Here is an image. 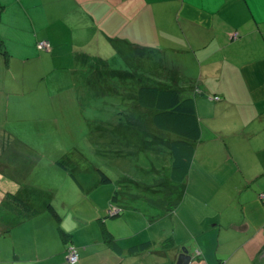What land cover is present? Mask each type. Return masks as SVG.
Wrapping results in <instances>:
<instances>
[{
    "label": "rangeland",
    "instance_id": "374dc122",
    "mask_svg": "<svg viewBox=\"0 0 264 264\" xmlns=\"http://www.w3.org/2000/svg\"><path fill=\"white\" fill-rule=\"evenodd\" d=\"M101 1H108L112 5L116 3L115 0H96V5L89 7L88 4L77 0H68L72 11L62 16L63 0H0V148L10 152L3 156V159L5 163L7 160V166L12 165L11 173H16L19 178L23 175L24 167L30 164L36 165L31 171L51 170L54 167L59 171L51 172L50 177L43 179L44 182L34 183L40 189L32 190L33 184L28 183L29 190L25 195L36 202L35 207L38 208L41 204L42 210L40 209L38 216H28L24 225H17L12 235L18 234L24 242L31 240L34 230L40 228V221L45 223V226L47 224L45 230L56 231L58 222L49 209L47 211L43 207L44 203H39L41 194L45 198L49 197L48 200L51 199V204L62 218L63 228L68 231L72 229L79 234L83 230L79 227L80 220L86 224L92 223L89 221L91 216L99 213L98 218L102 216L103 219H100L108 220L106 224L111 226L110 219L117 217L108 218L105 215L107 212L116 211V206L108 200L103 207L102 198L97 196L99 188L93 186L99 178L96 173L98 168L99 172L111 177V182L100 184V187L112 186L107 187L110 197L117 188L121 192L118 196L119 203L122 202L120 205L129 204L141 208L130 221L124 220L123 224L114 227L120 241L126 240L125 236L132 237L133 233L139 242L148 237L163 241L168 237L172 243L180 239L189 242L194 238L193 234L199 232V224L206 226L207 219L211 221L212 214L217 213V210L210 199L197 198L198 194L193 191L186 193L179 188V195L184 197L180 199L181 204L174 210L173 216L161 217L153 223L148 222L147 214L155 215L157 211L150 208L144 200V197L152 196L150 192L137 193L139 188H136V183L143 187L141 182H147L153 191L157 185L155 181H158L159 177L168 181V150L153 137L132 132L130 127H127L129 131H126L115 117L117 118L119 111H123L130 103L131 98L127 94L136 89L139 78L148 77L169 85L173 84L169 78L172 77L169 70L186 74L201 69L189 65L191 60H187L181 53L163 50L172 43L158 44L155 38H150L143 40L144 44L137 45L146 47L145 50H162L164 55L156 62L160 64L162 60L175 67L167 68L165 72L162 68H154L152 75H148L145 72L149 66L146 56L139 60L132 53L135 56L129 61L132 71L125 70L129 64L119 57L113 42L105 40L108 35L114 38V41H118L117 38L122 39L115 32L117 21L104 26L98 21L99 16L104 14L98 6ZM40 4L46 18L38 11ZM126 5L127 2L122 7ZM131 6L135 7L133 2ZM117 17L120 28H123L120 34L124 35L131 27L130 21L127 26L122 25V18L125 17L123 10ZM110 18L114 20L115 16L112 14ZM70 19L79 20V24L70 27L67 24ZM63 23L67 29H61ZM59 25L60 29L56 27ZM69 28L72 30H68ZM46 39L52 45L53 54L51 50H47V42L41 48L46 50L37 48V43ZM137 42H140L139 38ZM175 45L177 46V43ZM41 52L44 55L40 56ZM54 54H60L63 59H57ZM62 67H65L64 70L68 71L69 76L58 74ZM174 84L178 88H186L189 81H184V77L179 76V80ZM201 111L203 115L204 109L201 108ZM64 116L71 118L74 125H70L69 121L65 123ZM98 120L106 122L107 125L93 131L95 133L90 139L95 144L79 140L77 127H90ZM63 131L74 134L63 137ZM77 144H80L79 147H75ZM54 152H57V155L64 154L63 158L59 159V165L55 163L58 156L53 160L48 157ZM27 154L31 156L25 157ZM31 160H36L39 164L30 163ZM31 171L27 170L30 177ZM194 175L197 177L195 172ZM209 175L208 169L200 173V177ZM242 175L247 179L250 177V172L244 166L234 174L228 189H224L219 182V175H212L210 181L219 187L213 190L229 192L232 201L235 196L232 193V184L237 183L235 180L242 179ZM89 192L95 193V196L90 198ZM159 192L162 193L161 187L156 191ZM173 197H178L177 191L173 192ZM202 200L210 202L211 208L206 207ZM218 202L220 203L219 199ZM230 208V216H233L232 206ZM19 219L21 222L25 217ZM119 221L117 219V222ZM210 223L216 224L214 221ZM52 239L55 241V247L62 245L59 237ZM235 257L236 260H231L230 264H243L242 252L236 253ZM67 264L75 263L68 261Z\"/></svg>",
    "mask_w": 264,
    "mask_h": 264
},
{
    "label": "crops",
    "instance_id": "0c3cea01",
    "mask_svg": "<svg viewBox=\"0 0 264 264\" xmlns=\"http://www.w3.org/2000/svg\"><path fill=\"white\" fill-rule=\"evenodd\" d=\"M77 1L88 4L89 7L96 5V0ZM115 1V5L108 1L98 4L104 12L98 21L102 22V26L117 21L115 32L122 39L117 38L118 41H114L108 35L105 40L113 42L122 60L131 61L135 57L132 54L134 45L144 44L143 40L155 38L158 44L172 43L163 50L181 53L187 60H191L189 65L201 69L186 74L168 69L175 82L179 80V76L189 81L186 88L180 89L192 94L193 99L190 101L194 104L201 127L200 140L190 160V171L178 184L176 191L179 199L184 197L179 195V188L186 193L193 191L198 194L197 198L210 199L217 210L211 217V221L216 224L211 225L210 219H207L206 226L199 224V232L193 234L191 241L187 238L189 242L180 239L172 243L168 237L164 241L148 237L143 240L149 241L148 246L142 251L132 253L129 248L140 243L138 237L132 233V237L124 235L126 240L120 241L114 227L123 224L124 220L130 221L141 209L138 208L124 213L121 217L110 219L111 226H107L108 220L100 219L102 216L98 218L100 213L91 216L89 221L92 223L86 224L80 220L79 227L83 230L79 234L72 229H64L62 221L61 227L68 234L65 237L66 242L62 240L57 229L45 230L47 224L45 226L40 221V228L34 230L31 240L24 242L18 234L12 235L13 230L17 225H24L28 216H38L42 210L41 204L38 208L35 207L36 202L25 195L29 190L28 183L33 184L32 190L40 189L34 183L44 182L43 179L50 177L51 172L59 171L57 167L31 171L36 165L30 164L24 167L23 175L19 178L16 173H11L12 165L7 166V160L5 163L3 159L10 152L0 148V264H67L65 249L68 244L77 249L79 258L75 264H175L182 247L191 256L188 264H230L231 260H236L235 255L238 252H242L243 264H264V0ZM124 1L127 5L122 7L126 3ZM132 2L134 8L131 6ZM63 3L62 16L72 11L68 0H63ZM38 9L42 17L46 18L41 4ZM121 10L125 12L122 25L127 26L128 21L131 25L124 35L120 34L123 28H120L117 17ZM112 14L115 16L114 20L110 18ZM73 20H67L70 27L79 24V20ZM60 26L56 27L60 29ZM63 27L67 29L65 24L61 29ZM137 38L140 42H137ZM50 50L53 54L52 45ZM161 51L146 49L149 66L145 72L148 75H152L154 68H162L165 72L167 68L175 67L162 60L160 64L156 62L164 55ZM53 56L63 59L60 54ZM64 68L58 74L69 76ZM215 95L219 96V100L211 99ZM201 108L204 109L203 115ZM66 117L64 116L65 123L69 121L70 125H74L72 119ZM61 134L69 137L74 132L63 131ZM30 156L31 154H27L25 157ZM57 156V152H54L48 157L53 160ZM63 156L61 153L57 159L61 160ZM29 162L38 163L36 160ZM243 166L250 172V177L247 179L242 175V179H234L237 183L232 184V193L235 194L232 201L229 192L213 190L219 187L210 181L212 175H219V182L224 189H228L230 180ZM205 169L210 171V175L200 177ZM27 170L31 171V177ZM94 184L93 187L99 188L97 196L102 198L105 207L106 201L111 202L108 188L112 186L100 187L102 183L99 178ZM11 191L20 194L39 212L31 215L13 205L6 197L7 193H13ZM94 196L95 193L89 192L90 198ZM48 199L49 197L40 195L39 203L43 202L47 211L51 203V199ZM210 202L202 200L208 208H211ZM230 206L233 216H230ZM159 210L157 217L147 214L148 222L153 223L161 217L173 216L176 211ZM23 217L25 219L20 222L19 218ZM117 219L120 221L117 222ZM106 236H110L121 247L120 252L111 243H106ZM55 237H59L62 245L55 247L52 239Z\"/></svg>",
    "mask_w": 264,
    "mask_h": 264
},
{
    "label": "trees",
    "instance_id": "16d2710c",
    "mask_svg": "<svg viewBox=\"0 0 264 264\" xmlns=\"http://www.w3.org/2000/svg\"><path fill=\"white\" fill-rule=\"evenodd\" d=\"M46 41L49 45L47 50H50V41L48 39H46ZM39 50L46 49L43 48ZM132 53L138 58L146 56L145 48H141L138 45H134L132 47ZM41 54L44 55L42 52ZM126 63L129 64V61ZM124 69L132 71L130 64L129 67ZM170 81H173V84L167 85L152 78H139L136 83V89L134 88V90H132L133 93L131 92L127 94V96L131 98V104L129 103L123 111L120 110L118 117H115V120L119 121L122 128L126 131H129L127 127H130L132 132H138L150 138H156L154 140L161 142V144L165 145L168 150L167 154L169 155L170 160L168 181L159 177V180L155 183L157 184L155 189H152L153 191H151L150 187H148L147 182H141L144 184L143 187L140 183H136V188H139L137 193L139 191H149L152 195L151 197H144V200L147 201L149 207L157 211L155 214L156 216L151 215L152 217H157V214L160 211L159 209L167 212L169 210L174 211L180 206L179 204H181V200L178 197L174 198L173 192L177 190L178 184H180L187 177L190 171V160L201 136L199 118L196 114L194 104L190 101L193 99L192 94H190L189 91H181V89L174 84L176 83L174 78ZM211 99L219 100V96H212ZM105 121L107 122L108 120L106 119ZM106 122L102 123V121L98 120L93 126L77 127L78 137H80L78 139L82 140L84 143L86 140L91 144H95L90 139L92 134L95 133L93 131H97L100 128H103V126H106ZM88 124L89 121H87V125ZM170 136L172 137L170 138ZM164 138H167V140ZM79 145L80 144H77L75 147H79ZM58 162L59 159H57L55 163L58 164ZM62 168L66 169L64 167ZM96 173L99 175L100 183L107 184L111 182V177L107 174L99 172L98 168L96 169ZM159 186L162 188V193H156L157 189L160 188ZM120 193L121 192L115 188L113 194L111 195V203L116 206V211L107 212L105 217H121L128 211L138 209L137 207H132L129 204L120 205V203H122H119L118 201ZM6 197L13 205L28 214L35 215L39 212L38 209L31 206L18 194L7 193ZM48 209L58 222V234L62 240L66 242L65 237H67L68 234L61 227V216L56 212L51 203H49ZM105 241L106 243H111V246H113L117 252L121 251V247L114 243L110 236H106ZM148 244L149 241L140 242L130 247L129 251L132 253L142 251L148 246ZM69 246L70 244L66 246V254Z\"/></svg>",
    "mask_w": 264,
    "mask_h": 264
},
{
    "label": "built area",
    "instance_id": "2783aa9c",
    "mask_svg": "<svg viewBox=\"0 0 264 264\" xmlns=\"http://www.w3.org/2000/svg\"><path fill=\"white\" fill-rule=\"evenodd\" d=\"M46 44L45 41H40L39 42V47H42V45L44 46ZM262 197L264 198V196L262 195ZM79 256H78V252L77 249L73 246L70 245L67 248V259L69 262H76L78 260Z\"/></svg>",
    "mask_w": 264,
    "mask_h": 264
},
{
    "label": "water",
    "instance_id": "95a60500",
    "mask_svg": "<svg viewBox=\"0 0 264 264\" xmlns=\"http://www.w3.org/2000/svg\"><path fill=\"white\" fill-rule=\"evenodd\" d=\"M190 257L188 250L182 247L180 253L177 255L175 264H188L190 262Z\"/></svg>",
    "mask_w": 264,
    "mask_h": 264
},
{
    "label": "bare ground",
    "instance_id": "6f19581e",
    "mask_svg": "<svg viewBox=\"0 0 264 264\" xmlns=\"http://www.w3.org/2000/svg\"><path fill=\"white\" fill-rule=\"evenodd\" d=\"M42 41H45V42H47L46 40H42ZM40 42V41H39ZM39 42L37 43V48L38 49H41L42 47H39ZM48 43V42H47Z\"/></svg>",
    "mask_w": 264,
    "mask_h": 264
}]
</instances>
